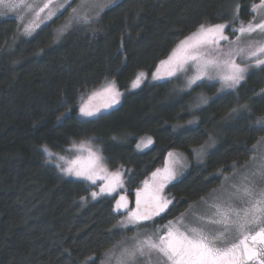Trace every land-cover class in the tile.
Segmentation results:
<instances>
[{
    "label": "trees",
    "instance_id": "trees-1",
    "mask_svg": "<svg viewBox=\"0 0 264 264\" xmlns=\"http://www.w3.org/2000/svg\"><path fill=\"white\" fill-rule=\"evenodd\" d=\"M259 1L122 0L92 29L60 32L58 18L31 37L15 20L0 18V264H100L123 236L116 201L92 199L94 188L64 177L49 151L97 144L108 167L124 173L131 196L169 152L191 159L192 149L216 143L203 165L192 164L168 187L166 220L207 199L222 176L250 161L262 134L253 118L264 115V72L250 74L237 93L219 94L215 84L186 92L163 82L124 94L94 119L82 120L79 110L109 83L125 91L138 73L154 72L201 23L255 20ZM144 136L153 147L137 154Z\"/></svg>",
    "mask_w": 264,
    "mask_h": 264
},
{
    "label": "snow or ice",
    "instance_id": "snow-or-ice-1",
    "mask_svg": "<svg viewBox=\"0 0 264 264\" xmlns=\"http://www.w3.org/2000/svg\"><path fill=\"white\" fill-rule=\"evenodd\" d=\"M51 3L52 0H47L42 7H39L36 16L39 17V14L49 8ZM21 5L28 9L32 8V5L24 3V0H0V6L15 8ZM75 11L74 9L73 12ZM252 11L260 16L259 21H249L247 24L241 22L239 28L231 29L234 34L239 33V35L235 38L237 44L235 49H229L226 54L228 58L221 59L205 51V49L223 51L217 48V45L220 41H229V37L225 35V28L228 25L201 23L195 32L179 42L168 59L161 61V66H168L167 75L186 74L185 66L191 63L194 74L189 78L188 86L196 83L197 80L207 78L218 79L222 84V90L235 88L245 78L249 65L242 66L237 63L232 58L234 55L248 59L255 58L256 66L264 65V42L256 43L254 47L252 42H249L246 47L239 46L242 37L246 35L251 36L257 32L264 35V0L254 4ZM54 14L49 11L48 18L50 19ZM82 19L87 20L88 17L84 16ZM35 26L38 25L28 24L24 27V32L31 34ZM144 78H146L145 73H138L132 82V87H139ZM153 78L160 77L156 74ZM105 91L112 94L111 103L106 104V108L119 102L121 93L116 90L114 81L107 85ZM242 107L247 109V105ZM238 111L239 109H233V113ZM98 112L99 109L93 110L88 106L80 108V114L85 117L96 116ZM253 119L258 128L264 129V115ZM152 142L150 137L147 138L146 144L150 145ZM258 145H264V138L253 146V151ZM210 146L211 144L206 142L192 151L199 158ZM137 147L139 148L140 144ZM88 151L87 163L77 157L69 161L67 167L61 166V171L66 175L83 177L95 183L98 178L96 169L100 166L103 157L91 148ZM49 155L52 154L49 153ZM168 157L166 166L152 173L151 187L149 188V182L145 181L144 190L137 191L136 208L134 211H129L126 221L121 222L122 225L152 220L168 208L171 200L162 196L161 193L165 185L176 178L178 174L176 165L183 160V156L180 153L169 152ZM121 176L122 171L117 170L99 177L105 179L107 184L100 187L99 193L91 192V197L95 199L98 194L111 193L117 187L122 188ZM257 176L260 177L259 182L255 179ZM251 177L250 179L249 176H244L239 185H232L233 191L226 199L214 202L210 206L212 209L210 216H195L193 223L190 224L185 223L186 214H181L175 221H169L152 236L134 237L130 247L121 245L116 264H138L140 260L148 258H155L156 264H264V164L251 173ZM236 201L240 202V207L236 206L234 203ZM127 207V198L120 196L115 210L120 211ZM207 225L215 226V230H209ZM85 264H88L87 260Z\"/></svg>",
    "mask_w": 264,
    "mask_h": 264
},
{
    "label": "rangeland",
    "instance_id": "rangeland-1",
    "mask_svg": "<svg viewBox=\"0 0 264 264\" xmlns=\"http://www.w3.org/2000/svg\"><path fill=\"white\" fill-rule=\"evenodd\" d=\"M120 1H122V0H52V3L49 6V8H46L44 10V12H41L39 14V17H37L36 12L38 11L39 7H42L43 4L47 2V0H24V3L32 5L31 9L25 8L22 5L15 7V8H9L7 6H0V18L15 20L19 26L20 33L23 37L33 36L39 29L53 23L58 18H60V19L58 21L57 26H58V31H60V32H63V30L66 32L71 26H77V27L80 26V27H87L88 29H92L96 25V23L99 22V19L102 16V14L106 10L111 8L112 6L119 3ZM74 9L76 10L75 13L73 12ZM49 11L55 13L54 15L51 16L50 19L48 18ZM255 14H256L255 20H252V21H259L260 16L257 13H255ZM84 16H87L88 19L87 20L82 19ZM247 23L248 22H245L244 24H247ZM28 24L38 25V26L34 27L31 34H26L24 32V27L27 26ZM226 25H228V24H226ZM239 27H240V25H238L237 27H234L232 25H228V27L225 28V35H227L229 37V41H220L219 44L217 45V48L223 50L222 52H218V51H216V49H205V51H209L210 55L219 56V58H221V59L228 58L226 54H227L229 49H233V50L235 49V47L237 46L235 38H236V35H239V33L234 34L231 29L232 28H239ZM249 42H252L253 47H254L256 43L264 42V35H261L258 32L253 33L251 36L246 35V36L242 37L239 46L240 47H246L249 44ZM168 58H166V59H168ZM232 58L235 59L236 62L240 63L242 66L244 64L249 65L248 71L245 74V78L235 88H223V90H222V84L218 79H207V78H204L202 80H197L196 83L192 84L191 86H188V80L194 74L193 66L191 65V63H189L188 65L185 66L187 68L186 74L185 73H177L176 76L167 75V72L169 70L168 66H161V63H160V65L157 67V69L154 72H152L150 74H147L144 72L146 78H144L142 80L139 87H136V88L132 87V82L135 79L129 83V85L127 86L125 91L119 89V87L115 84L116 90H118L121 93V95L118 98L119 102L113 104L112 107H110V108L105 107V105L111 103V100H112V94L110 92L105 91V88L107 86L104 87L103 89H101L100 91H97V92L91 94L81 104L80 108L82 106H88L93 110L99 109L98 114L96 116H93V117H85V116H82L80 114V110H79V116L82 120H91V119H94V118H96L102 114H105L106 112L112 110L118 104H120V102L123 99L124 94L138 91L139 89H141L146 84H158V83H163V82H172L174 84H177L178 86L180 85L182 87L183 91H186V92H190L193 88H195L199 84H215V85H217V91L219 94H226V93H232V92L237 93L236 91L240 88V86L242 85V83L244 81L246 82V80L250 74H252L254 72H260V73L264 72V70L259 71L260 66L258 67L255 65V58L248 59V58L242 57L240 55H234ZM156 74L159 75V77H160L159 79L153 78V76ZM259 98L262 99L258 95V99ZM203 101L204 100H202V102H200L201 105L205 104V102H203ZM262 102L263 103H261L259 106H262L264 104V101H262ZM207 103H208V101H207ZM200 104H198V106H200ZM251 109H252V107H251ZM246 111H248V109L243 110L244 113ZM240 112H241V110H240ZM232 115H233V113L231 114V118H235V117L240 116V114H239V116H232ZM249 115H252L250 113V111L247 112V117ZM248 119L250 120L251 118H247V120ZM232 120H228V121H232ZM244 120H245V118L242 119L241 121H244ZM251 121H252V119H251ZM254 127L258 128V126L256 124ZM261 130H262V134H261V137L259 136L260 137L259 140H261V138H264V129H261ZM149 137L150 136H144L138 140V142L135 146V152L137 154L145 153L153 147V142L150 145L146 144V140ZM150 138L152 139V137H150ZM142 141H144L145 143H141ZM152 141H153V139H152ZM209 143L211 144V146L208 147L206 152L202 156H200L199 158L197 157V155L192 153L191 159H189L185 154L178 152V151H174V153L182 154L183 160L179 164L176 165L178 174H177L175 179L171 180L170 182H168L165 185V187L161 193L162 196L167 197L169 199V197L167 195L168 186L170 184H172L173 182L181 179L188 172V169L192 164H194V165H203L204 164V161L206 160V158L208 157L210 152L213 149H215L217 146L216 143H214V142L209 141ZM138 144H140L139 148L137 147ZM89 148H91L95 152H98V154L103 157L101 149L97 144L94 145L91 142L85 141V142H77V143L72 144L68 149L64 150L62 153H54V152L49 151L47 153V159L51 164H53L60 171V173L64 177L71 179V180L84 182L87 185L94 188L93 192L99 193L100 187H103L107 184V181L105 179H102L99 177H103L105 175H108L112 172L117 171V170H112L108 167L104 157H103V160H102L100 166L97 167V169H96L98 178L96 179L95 183H93L92 181H89L83 177L66 175L63 171H61V166L67 167L68 162L76 159L77 157H79L82 162L87 163V161L89 159V151H88ZM49 153H51L52 155H49ZM253 153H254L253 157L250 159V161L247 164H245L239 168H235L234 170L229 172V174L221 177L222 182H223L221 187H219L216 191H214L207 199L201 200V202H199L198 204L191 207V209H189L188 212L184 213V214H186L185 223H190V224L193 223L195 216H200V215L210 216L212 214V209L210 206L214 202L222 201V200L226 199L229 196V194L233 191V189H232L233 184L239 185L244 176H249L250 179L252 178L251 173L255 172L258 168H260L262 166V164H264V145H258L257 149L255 151H253ZM61 157H63L64 159L61 160L60 159ZM168 161H169V157L167 155L164 164L159 169H163L166 166V163ZM105 169H106V171H104ZM124 177H125V175L122 172V176H121V179L123 181V187L122 188L117 187L114 192H111V193L104 192L102 194H98L97 197L95 198V200H100L103 198H109V199H113L117 202L120 199V196L123 195L127 198V201H128V207L127 208H122V209H120V211L115 210V213L119 214L121 216L117 221V227L123 232V236L113 246V249H111L105 255L104 259L101 261L100 264H116V258L120 254L121 245H123L125 247H130L133 243L134 237L144 238L145 236H152L153 234L157 233L158 229H161L164 226V225L163 226L157 225L153 219L147 220V221H141L140 223H137V224H126V226L121 224L122 221H126L129 211H134L136 208L135 201H136L137 191L138 190H141V191L144 190V188H145L144 182L145 181L149 182V188L151 187V184H152V176H151L148 179L144 180L139 185V188L137 189V191L134 192V194L130 196V193H133V191H129L126 188ZM255 179L257 182H259L260 177L257 176V177H255ZM90 197H91V195H90ZM116 202H115V206H116ZM234 203L236 204L237 207L241 206L240 202H238V201H236ZM175 220L176 219H174L173 221H175ZM166 224H168V223H166ZM207 228L209 230H215V226H213V225H207ZM138 264H156V260H155V258L142 259L138 262Z\"/></svg>",
    "mask_w": 264,
    "mask_h": 264
},
{
    "label": "flooded vegetation",
    "instance_id": "flooded-vegetation-1",
    "mask_svg": "<svg viewBox=\"0 0 264 264\" xmlns=\"http://www.w3.org/2000/svg\"><path fill=\"white\" fill-rule=\"evenodd\" d=\"M260 2V1H259ZM261 70H264V65H262V66H260L259 67V71H261ZM252 151V153H253V149L251 150ZM253 155H254V153H253ZM171 185V184H170ZM169 185V186H170ZM168 186V187H169ZM170 208H171V203H170V205L168 206V208L164 211V212H162L159 216H155V217H153V220H154V222H156V224L157 225H161V226H163V225H165L166 223H168L169 221H173V220H166V216H167V213L169 212V210H170Z\"/></svg>",
    "mask_w": 264,
    "mask_h": 264
}]
</instances>
